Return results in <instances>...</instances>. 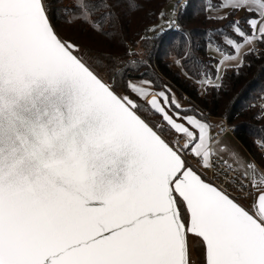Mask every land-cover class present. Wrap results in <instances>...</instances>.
Returning <instances> with one entry per match:
<instances>
[{
	"label": "snow or ice",
	"instance_id": "obj_1",
	"mask_svg": "<svg viewBox=\"0 0 264 264\" xmlns=\"http://www.w3.org/2000/svg\"><path fill=\"white\" fill-rule=\"evenodd\" d=\"M100 8L109 11L93 20ZM111 9L73 0L58 11L104 32L118 18ZM213 9L216 20L248 15L211 34L214 67L197 59L184 71L205 90L264 44V0H205ZM56 11L0 0V264H191L189 236L203 242L206 264H264V171L246 161L226 181L238 197L207 182L199 167L222 162L228 175L225 153L239 154L168 91L152 95L151 81L125 79L123 91L105 81L59 36ZM149 111L160 122L143 118ZM249 197L258 213L239 202Z\"/></svg>",
	"mask_w": 264,
	"mask_h": 264
},
{
	"label": "trees",
	"instance_id": "obj_2",
	"mask_svg": "<svg viewBox=\"0 0 264 264\" xmlns=\"http://www.w3.org/2000/svg\"><path fill=\"white\" fill-rule=\"evenodd\" d=\"M167 1L120 0L116 3L109 0L111 10L118 18L114 24L106 23L105 31L100 32L94 30L90 23L58 11L70 8L73 0H45L50 11L57 10L52 22L59 36L77 45L85 57L93 60L97 65L96 71L105 81L119 83L120 91H123L125 79H146L152 82L157 93L168 91L172 97L177 96L181 114L202 115L210 123L213 118H227L240 142L264 164L252 140L259 137L264 141V113L255 103L264 94V44L258 43L257 52L246 54L243 65L223 72L218 88L208 87L201 92L199 77L189 79L184 74L197 59L210 61L214 67L215 60L210 57L208 48L211 34L230 21L243 22L248 13L238 11L227 19L216 20L210 17L217 10L206 11L205 0H179L175 23L166 29L151 31V27L160 21ZM212 3L215 4L216 0ZM106 11L109 9L100 8L92 19L96 20L100 12ZM109 56L112 57L111 62L100 59ZM177 61H181L183 70ZM125 94L136 100L135 95ZM185 96L189 100L182 105L179 100H184ZM143 118L152 122L161 120L151 111ZM194 251L199 260L204 259L203 244H196Z\"/></svg>",
	"mask_w": 264,
	"mask_h": 264
},
{
	"label": "built area",
	"instance_id": "obj_3",
	"mask_svg": "<svg viewBox=\"0 0 264 264\" xmlns=\"http://www.w3.org/2000/svg\"><path fill=\"white\" fill-rule=\"evenodd\" d=\"M255 52H257V49H255ZM184 99L186 101H188L189 97L185 96ZM255 103L260 107L261 113H264V94L262 96H260ZM218 120L219 121L217 124V128H218L220 133H227V132L234 133V127L229 124L227 118L220 117V118H218ZM252 140L256 144L257 150L260 152V154L262 155V157L264 159V141L259 137H253ZM180 143H183L182 139L180 140ZM252 162L256 166H258V171H264V164L260 163L255 156H253ZM191 163L195 165V164H197V161L195 159H193L191 161ZM218 163L221 164V167L219 169L216 167H213L211 169L199 167V172L203 173L202 178H205L206 181L209 183H213L214 185H217V186L221 187L222 189H225L227 192L231 193L232 196H234V197L244 195V193L237 191L232 185H230L229 183L226 182L231 176L239 177L242 174H240L237 171H235L234 169H232L229 171L228 175H225L224 171H225L226 166H224L222 164V162H218ZM194 170H196V169L194 168ZM199 172H198V174H199ZM251 175H252V173H250V176ZM218 176H219V178H218ZM245 183H248V181H245ZM249 190H251V188H249ZM252 199H253L252 197H249L248 199H241L239 202L242 203V205H244L246 207L249 204H251L252 211L258 213L259 212L258 204L252 203Z\"/></svg>",
	"mask_w": 264,
	"mask_h": 264
},
{
	"label": "crops",
	"instance_id": "obj_4",
	"mask_svg": "<svg viewBox=\"0 0 264 264\" xmlns=\"http://www.w3.org/2000/svg\"><path fill=\"white\" fill-rule=\"evenodd\" d=\"M176 11H177V9H176ZM175 21H176V18H175ZM169 24L170 23H168V21L162 22L159 26H157L155 28V30L156 31H160V30L166 29V28L169 27ZM176 66H178V65L176 64ZM229 68H232V67H229ZM153 94H157V92L154 91V89L152 90V95ZM183 99H184V97H183ZM218 121H219L218 118H213L212 119V123H211L213 125V127H212V133L214 135L218 133V139L222 142V144H221L222 147L223 146H227V149L229 150V152H235V153H238L239 154V157L241 159L232 158L228 153H225V157L224 158L229 160V162L233 165V169L235 171H237L238 173L242 174L244 171L247 170L246 165H245V162L246 161L247 162H252L253 155L240 142V140L237 138V136L234 133H230V132L220 133L219 130H218V128H217ZM242 165H245V166L244 167H241ZM250 173L251 172H249V175H250Z\"/></svg>",
	"mask_w": 264,
	"mask_h": 264
},
{
	"label": "rangeland",
	"instance_id": "obj_5",
	"mask_svg": "<svg viewBox=\"0 0 264 264\" xmlns=\"http://www.w3.org/2000/svg\"><path fill=\"white\" fill-rule=\"evenodd\" d=\"M177 1H179V0H168L167 4L165 6V9H164V12L165 13H169V14L172 13V11L174 9L175 10V15L174 16L173 15H165L163 17L160 16V21L155 26H152L151 29H155L162 22L169 21V20H174L175 21V18H176V15H177V11H176ZM170 25L171 24H169V26ZM151 31H153V30H151ZM135 80L138 81V82L148 81L146 79H135ZM198 84H199L200 91L203 92L205 89L202 88L200 83H198ZM175 99L178 101L177 96H175ZM179 101L182 103V105H186L187 104V101H184V100H179Z\"/></svg>",
	"mask_w": 264,
	"mask_h": 264
},
{
	"label": "flooded vegetation",
	"instance_id": "obj_6",
	"mask_svg": "<svg viewBox=\"0 0 264 264\" xmlns=\"http://www.w3.org/2000/svg\"><path fill=\"white\" fill-rule=\"evenodd\" d=\"M189 241H190V245H193V244L196 245L198 243L203 244L201 240H199L198 238L194 236H189ZM190 256H191V264H206L205 255H204L203 260H199L197 256H195L194 247H191Z\"/></svg>",
	"mask_w": 264,
	"mask_h": 264
},
{
	"label": "water",
	"instance_id": "obj_7",
	"mask_svg": "<svg viewBox=\"0 0 264 264\" xmlns=\"http://www.w3.org/2000/svg\"><path fill=\"white\" fill-rule=\"evenodd\" d=\"M153 95H156V94H153ZM158 99H159V97H157ZM149 100L151 99V96L148 98ZM170 114H172V113H170ZM160 116V115H159ZM258 204V203H257Z\"/></svg>",
	"mask_w": 264,
	"mask_h": 264
}]
</instances>
